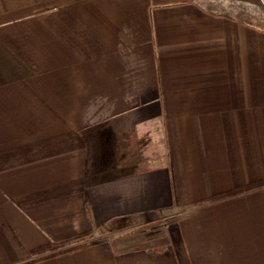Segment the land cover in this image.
<instances>
[{
	"label": "crops",
	"instance_id": "crops-1",
	"mask_svg": "<svg viewBox=\"0 0 264 264\" xmlns=\"http://www.w3.org/2000/svg\"><path fill=\"white\" fill-rule=\"evenodd\" d=\"M208 3L0 0V264H264V27Z\"/></svg>",
	"mask_w": 264,
	"mask_h": 264
},
{
	"label": "rangeland",
	"instance_id": "rangeland-1",
	"mask_svg": "<svg viewBox=\"0 0 264 264\" xmlns=\"http://www.w3.org/2000/svg\"><path fill=\"white\" fill-rule=\"evenodd\" d=\"M210 3L208 5H215L221 10L229 12L230 14L246 20L254 25H258L260 27H264V0H208ZM103 144L104 146H110L108 153V162H115L121 159V143L115 141H98L96 144ZM109 164V163H108ZM103 175V174H102ZM108 176V174H106ZM98 177V176H97ZM118 220V224L120 227L125 225H134V218L129 217H121ZM158 221L147 222L145 225L151 226L157 224ZM141 226L139 228H142ZM122 235L126 236L127 244H134V233H122ZM131 236V237H128ZM146 237V236H145ZM150 237V236H149Z\"/></svg>",
	"mask_w": 264,
	"mask_h": 264
},
{
	"label": "trees",
	"instance_id": "trees-1",
	"mask_svg": "<svg viewBox=\"0 0 264 264\" xmlns=\"http://www.w3.org/2000/svg\"><path fill=\"white\" fill-rule=\"evenodd\" d=\"M66 242H60L56 245H53L51 248H56V247H61V246H64Z\"/></svg>",
	"mask_w": 264,
	"mask_h": 264
}]
</instances>
